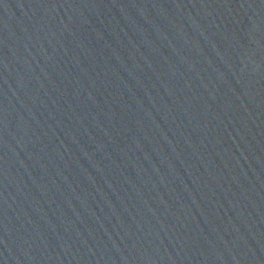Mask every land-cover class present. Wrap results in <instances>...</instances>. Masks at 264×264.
<instances>
[{
	"label": "water",
	"instance_id": "95a60500",
	"mask_svg": "<svg viewBox=\"0 0 264 264\" xmlns=\"http://www.w3.org/2000/svg\"><path fill=\"white\" fill-rule=\"evenodd\" d=\"M0 264H264V0H0Z\"/></svg>",
	"mask_w": 264,
	"mask_h": 264
}]
</instances>
